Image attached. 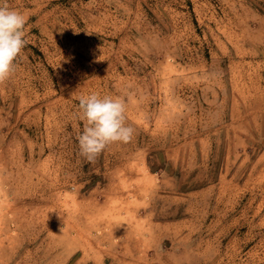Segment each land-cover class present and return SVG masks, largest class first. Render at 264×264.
<instances>
[{
    "label": "rangeland",
    "instance_id": "1",
    "mask_svg": "<svg viewBox=\"0 0 264 264\" xmlns=\"http://www.w3.org/2000/svg\"><path fill=\"white\" fill-rule=\"evenodd\" d=\"M0 264H264V0H0ZM128 143L79 155V98Z\"/></svg>",
    "mask_w": 264,
    "mask_h": 264
},
{
    "label": "clouds",
    "instance_id": "2",
    "mask_svg": "<svg viewBox=\"0 0 264 264\" xmlns=\"http://www.w3.org/2000/svg\"><path fill=\"white\" fill-rule=\"evenodd\" d=\"M26 18L5 2L0 4V83L14 73L15 61L26 47ZM82 133L77 136L79 155L95 163L111 144L130 142L135 129L126 124L127 105L120 96L93 92L79 98Z\"/></svg>",
    "mask_w": 264,
    "mask_h": 264
}]
</instances>
